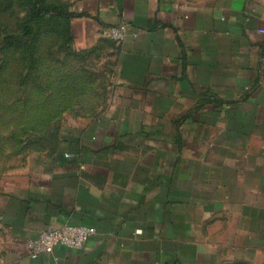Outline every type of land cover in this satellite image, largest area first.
<instances>
[{
  "label": "crops",
  "instance_id": "crops-1",
  "mask_svg": "<svg viewBox=\"0 0 264 264\" xmlns=\"http://www.w3.org/2000/svg\"><path fill=\"white\" fill-rule=\"evenodd\" d=\"M49 1L67 105L0 145V264H264V0Z\"/></svg>",
  "mask_w": 264,
  "mask_h": 264
},
{
  "label": "rangeland",
  "instance_id": "rangeland-1",
  "mask_svg": "<svg viewBox=\"0 0 264 264\" xmlns=\"http://www.w3.org/2000/svg\"><path fill=\"white\" fill-rule=\"evenodd\" d=\"M49 0H0V145H19L26 128L40 126L41 112L47 111L49 126L63 103H57L55 62L58 59L57 37L47 35L34 41L40 30V11ZM50 14V13H49ZM69 14V13H67ZM42 30L56 31V23L43 25ZM10 37L8 39V36ZM61 45L63 40L61 39ZM63 48V46H62ZM35 61V62H34ZM68 73V72H66ZM42 81H45L42 83ZM48 84L49 86H47ZM48 100V104L42 102ZM47 106V107H46ZM11 133V135H10Z\"/></svg>",
  "mask_w": 264,
  "mask_h": 264
},
{
  "label": "built area",
  "instance_id": "built-area-1",
  "mask_svg": "<svg viewBox=\"0 0 264 264\" xmlns=\"http://www.w3.org/2000/svg\"><path fill=\"white\" fill-rule=\"evenodd\" d=\"M108 33L114 40H121L124 36L123 31L117 27L108 29ZM94 234L95 229L85 225L65 224L59 228L45 230L30 243L31 257L35 259L41 254H49L56 246L79 250Z\"/></svg>",
  "mask_w": 264,
  "mask_h": 264
},
{
  "label": "trees",
  "instance_id": "trees-1",
  "mask_svg": "<svg viewBox=\"0 0 264 264\" xmlns=\"http://www.w3.org/2000/svg\"><path fill=\"white\" fill-rule=\"evenodd\" d=\"M50 13V14H49ZM71 14H67V12H62L58 6L56 7L55 5H49L47 7V9L40 11V21H39V25H40V30H36L35 34H33L34 36V41L36 39L40 38V34L42 32V28L44 27L43 25L45 24H50V23H56V27H54V30H58L61 29L64 24L60 23V20L64 18H70ZM57 18H61L59 20H57ZM11 38L10 34L8 36V39ZM35 62V61H34Z\"/></svg>",
  "mask_w": 264,
  "mask_h": 264
}]
</instances>
